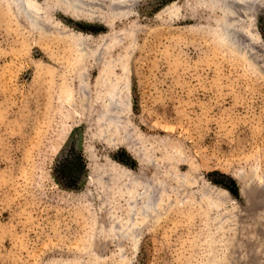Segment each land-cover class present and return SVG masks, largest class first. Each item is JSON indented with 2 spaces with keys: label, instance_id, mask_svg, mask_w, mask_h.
Here are the masks:
<instances>
[{
  "label": "rangeland",
  "instance_id": "374dc122",
  "mask_svg": "<svg viewBox=\"0 0 264 264\" xmlns=\"http://www.w3.org/2000/svg\"><path fill=\"white\" fill-rule=\"evenodd\" d=\"M83 2L110 26L0 0V264H264V3ZM134 176L157 208L117 237Z\"/></svg>",
  "mask_w": 264,
  "mask_h": 264
},
{
  "label": "bare ground",
  "instance_id": "6f19581e",
  "mask_svg": "<svg viewBox=\"0 0 264 264\" xmlns=\"http://www.w3.org/2000/svg\"><path fill=\"white\" fill-rule=\"evenodd\" d=\"M13 1L19 3V7L21 6L20 8L25 9V7L27 6L28 9L27 8L25 9V11H26L25 13H27L28 17L29 16L33 17V19H37L38 15L41 16L42 10H46L47 12H51L56 7L58 8V7H62V6H67L66 7L67 11H70L67 13L72 18H74L76 20H84L87 22L99 21L100 23H103L107 27L110 26V24H111V19H108L109 16L108 17L103 16L104 13H101L100 15L99 14L95 15L93 13L88 14L89 12L88 13H76V12H74V10L76 8H80L82 6V5L80 6L79 3H82L83 0H44L42 7L39 6V4L35 0H13ZM105 1L107 2L106 6H108L109 11H110V9L114 10V9L120 7V9L119 8L118 9L121 12L116 13L117 15H120V13H123L124 11H126V9L129 6L132 5L131 3H134L138 0H86L87 3L84 1L85 3L83 2V4H84L83 6H85V4H88L87 6L96 5L97 7L101 8L100 5H102V2L105 5V3H106ZM219 1L220 2L217 3L218 1L215 0V2L217 3V4L215 3V5H217V6L221 5L222 7L220 6V8H223L224 3L226 6H230V4L228 5V2L230 3L231 0H222V1L219 0ZM232 1H233V3H236V5H238V6L240 5L239 8L242 7L240 10V11L243 10L242 13H244L243 8H245V9L249 8V10H250V7H252V9H254L255 8V6L253 7V5H255L254 1H256L255 3H257V1H258L259 5H260V3H262V4L264 3V0H232ZM222 3H223V5H222ZM245 4H246V6H245ZM22 5H23V7H22ZM236 5H235V8H236ZM15 6H16V4H15ZM231 6L233 9H235L233 7V4ZM231 6L229 9H231ZM112 7H116V8H112ZM229 9L227 10L228 12L230 11ZM238 9H236V10H238ZM91 10H89V11H91ZM224 10H226V9H224ZM95 11H96V9H95ZM233 11L234 10L231 11L232 14H235V11L234 12ZM236 14H238V12ZM117 15H115V16H117ZM226 15H227V13H226ZM232 16H234V15H232ZM97 17L98 18L100 17V18L98 19ZM229 17H231V15ZM229 17L227 18V20H224L221 23L219 22L217 25L218 27H216L217 28L216 30H218V28H219V30H221L223 32V35L225 37V39L223 37V41L227 40V41L231 42L232 45L233 44L235 45L238 42L236 41V43H235L234 40L235 39L238 40L240 38V36H243L240 33L243 34L246 30H244V31L240 30V33H239L240 36L238 37L237 33H236V32H239V31H237V27L233 28V26H236L234 24L238 23L236 15L234 16V18L231 17V18H233V19H231L233 21L229 20L230 19ZM241 19H242V17H241ZM241 19L239 21H241ZM32 21H34V20H32ZM243 21H245V19ZM232 32H233V35H235V33H236L237 37L232 36V34H231ZM232 37H235V39H233ZM240 39L243 40V37H241ZM240 43H242V41ZM242 44H240V45H242ZM95 60H96V62H99V61L103 60V58H101L99 56V57H96ZM82 77H83V79H81L82 81L85 79H88L90 77V73L86 72L82 75ZM123 77L119 76V73L116 72L114 69H107L106 67L100 68L99 75L96 78L95 86H94L95 100L97 102L104 104V105L113 106V108H115V106H118L117 103L120 104L119 101H120L121 90H123V89L127 90V88H129V84L126 81V78L124 77V80H122ZM80 84H82V83H80ZM82 89H83V87H82ZM84 90H87L90 92L91 88L89 87V85L85 84ZM177 167L179 168V164L177 165ZM131 182H132V184H134V186H133L134 187V194L126 202L127 208L125 209V213H124L126 221L124 223L123 222L119 223V225H118L119 229L117 232H115L117 237H120V235H121L120 233H122V234L127 233V232L128 233L130 232V234L136 233V231L138 230V227L135 226L136 221L137 220L140 221L141 218L150 217L152 215L154 216V213H155L156 208H157L156 207V205H157L156 198L158 199V196L155 198L154 193L157 192L159 189L156 190V189H153V187H149L148 185H149L150 181L148 179H146L145 177L142 178V176L141 177H139V176L131 177ZM157 212H159V210Z\"/></svg>",
  "mask_w": 264,
  "mask_h": 264
}]
</instances>
